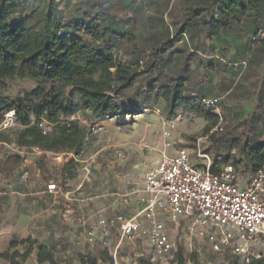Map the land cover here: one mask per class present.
<instances>
[{"label":"trees","instance_id":"1","mask_svg":"<svg viewBox=\"0 0 264 264\" xmlns=\"http://www.w3.org/2000/svg\"><path fill=\"white\" fill-rule=\"evenodd\" d=\"M184 1V18L177 38L206 18L207 38L243 32L248 34L251 53L257 45L264 48V0ZM102 5L103 0H94L97 13L92 18L85 14V18L64 22L56 0H0V144L25 152L38 150L80 157L87 145L88 130L75 117L77 114L90 120L133 116L142 109L149 110V105L142 104L150 99L162 103L160 115L165 120L184 114L221 128L220 116L202 109L200 101L204 98L188 91L182 80L159 85L150 77L159 55L174 40L162 43L152 53L123 61L114 53L111 42L117 35L107 26ZM12 80L29 81L34 87L10 96L7 88ZM135 83L139 84L138 95L143 102L139 106L134 96L129 98ZM9 112H13V128H3ZM224 136L229 142L228 151L236 149L243 160L232 158L228 151L227 156L218 153L213 158L212 173H218L226 164L235 168L241 164L252 173L264 169V144L253 147L242 136L233 138L229 132ZM23 160L17 153L9 155L0 172H14ZM78 164L74 159L64 163L60 178H75ZM58 186L67 189L64 183ZM17 247V243H11L9 252L1 258L8 264H23L35 249L37 264H58L53 247L31 240L20 243L22 253ZM78 258L81 264H113L103 250ZM136 264L151 263L138 258ZM167 264H185L180 248ZM246 264H264V258L251 257Z\"/></svg>","mask_w":264,"mask_h":264},{"label":"crops","instance_id":"2","mask_svg":"<svg viewBox=\"0 0 264 264\" xmlns=\"http://www.w3.org/2000/svg\"><path fill=\"white\" fill-rule=\"evenodd\" d=\"M56 2L64 22L85 18V14L92 18L97 13L94 0ZM185 6L184 0H103L106 24L117 35L111 42L115 55L123 61H130L142 53H152L164 42L174 40L159 55L157 67L150 77L159 85L182 80L196 97L218 99L219 116L231 137L249 139L253 147L264 144V48L257 45L256 51L251 53L248 34L243 32H226L219 37L207 38L206 18L200 19L194 24V29L177 38ZM138 85L135 83L129 92V98L134 96L136 106L143 103L138 95ZM147 105L149 110L142 109L135 116L143 117L147 111L159 114L162 110L160 101L146 100L142 107ZM14 153L24 160L14 172H0V234L7 236L10 244L17 243L18 251L21 242L31 240L53 247L58 264H81L79 255L101 249L83 241L86 227L78 223L80 218L91 215L95 221L99 216L111 217L119 212L132 215L136 210L135 203L126 208L123 206L125 200L119 199L122 204L116 205V198L108 195L122 191L116 180L123 170L137 168L142 173L147 169L145 167L118 161L103 167V173L92 167L89 182L83 183L82 188L77 190L84 176L75 180L77 184L73 188L66 187V183L75 178H60L61 167L71 159L69 154L55 155L38 150L25 153L13 145L0 144V166ZM238 153L232 149L230 155L236 160H243ZM48 156H54L53 160L49 161ZM234 169L237 184L241 187L254 176L241 164ZM48 179L49 182H46ZM53 180L57 185L64 183L67 189L61 188L60 193L49 194L46 185ZM102 183L106 184L105 189H100ZM114 236L113 232L111 238ZM135 248L127 244L122 247L121 255L134 254ZM228 258L216 254L213 262L225 264ZM123 262L120 260L119 264ZM23 264H37L35 249Z\"/></svg>","mask_w":264,"mask_h":264},{"label":"built area","instance_id":"3","mask_svg":"<svg viewBox=\"0 0 264 264\" xmlns=\"http://www.w3.org/2000/svg\"><path fill=\"white\" fill-rule=\"evenodd\" d=\"M218 104V99L200 101L202 109L217 115ZM13 125V112H9L3 128ZM172 129V125L165 126L162 136L168 139ZM169 146L164 144L165 149ZM204 149L205 142H197L193 148H180L174 155L162 154L154 166L142 173L137 168L123 170L116 180L122 191L108 196L116 198V205L122 204L119 199L125 200L126 208L135 203V212L99 216L95 221L91 215L80 218L78 223L86 227L83 241L106 251L113 264L124 258L132 264L138 258H146L151 264H167L181 246L168 225L178 227L184 223L189 248L191 241H203L217 255H237L247 262L255 242L264 239V169L257 170L241 187L232 165H224L218 173L211 172L213 157ZM69 156L80 163L78 157ZM115 159L125 162L121 152L115 154ZM79 170L84 177L77 190L89 182L92 172L88 164ZM105 188L102 183L100 189ZM46 191L58 194L61 188L50 182ZM123 244L134 245L135 253L122 256Z\"/></svg>","mask_w":264,"mask_h":264},{"label":"rangeland","instance_id":"4","mask_svg":"<svg viewBox=\"0 0 264 264\" xmlns=\"http://www.w3.org/2000/svg\"><path fill=\"white\" fill-rule=\"evenodd\" d=\"M33 84L29 81L12 80L8 83L7 95L16 96L24 90H31ZM87 127L88 138L87 145L83 154L77 158L80 163L76 169L74 181L66 183L68 188H73L77 184L78 178L83 176L79 169L88 164L90 168L94 167L100 173L102 168L115 163V154L123 153L125 162H131L139 166L150 168L154 166L162 154H173L180 148H193L197 142H205V149L211 157L220 155H228L230 152L229 142L224 134L230 131L226 130L223 121L220 124L222 131L216 130L211 123L203 118L179 115L175 119L165 120L160 113L146 112L144 116H118L106 117L102 120H90L83 118L80 114L75 116ZM172 125L171 135L168 139L162 136L165 126ZM13 128V127H12ZM206 129H208L206 131ZM207 136V138H206ZM168 143L169 148L165 149L164 144ZM228 151V152H227ZM25 152V151H24ZM32 152V151H30ZM29 153V152H25ZM67 157V156H65ZM54 156H48V160L52 161ZM64 158V157H63ZM68 158V157H67ZM124 167V166H123ZM92 171V170H91ZM116 176V175H115ZM50 179L46 180L49 182ZM75 180H77L75 182ZM56 182V180H53ZM171 228V234L180 240V249L183 252L185 264H219L214 263L216 256L211 252L210 247L203 241H191L189 248L185 237V224L180 223L178 227L168 225ZM112 239V238H111ZM114 241V237L112 239ZM127 244H123L125 247ZM10 250V243L7 236L0 234V264H7L1 257ZM21 251V249H19ZM215 254V255H214ZM132 254H122V256L130 257ZM249 257L264 258V239H258L252 247ZM225 264H246L240 256L228 255ZM123 264H132L129 259H125Z\"/></svg>","mask_w":264,"mask_h":264}]
</instances>
